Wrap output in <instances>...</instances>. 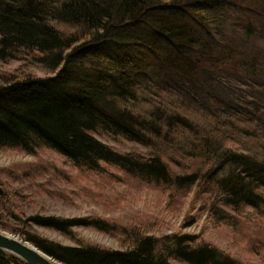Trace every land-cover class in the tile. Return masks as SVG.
I'll list each match as a JSON object with an SVG mask.
<instances>
[{
  "label": "trees",
  "instance_id": "obj_1",
  "mask_svg": "<svg viewBox=\"0 0 264 264\" xmlns=\"http://www.w3.org/2000/svg\"><path fill=\"white\" fill-rule=\"evenodd\" d=\"M10 61L22 65L0 71V150L37 157L47 149L73 174L43 160L0 169L20 187L0 179V228L53 264H251L192 235H150L155 218L126 225L17 213L20 190L32 184L65 198L54 188L65 181L106 211L126 203L114 192L120 185L154 191L171 215L191 196L213 226L229 227L232 243L262 256L264 0H0V62ZM34 226L76 245L26 229ZM77 228L111 235L122 248L84 243ZM0 264L25 263L0 251Z\"/></svg>",
  "mask_w": 264,
  "mask_h": 264
},
{
  "label": "rangeland",
  "instance_id": "obj_2",
  "mask_svg": "<svg viewBox=\"0 0 264 264\" xmlns=\"http://www.w3.org/2000/svg\"><path fill=\"white\" fill-rule=\"evenodd\" d=\"M21 62H0V71H9L14 72L17 68L21 67ZM24 71V70H23ZM35 76L47 77V73L40 69L32 68L31 70ZM97 139L108 146L114 148L115 150H119L121 152H133L137 154L148 155V151L140 146L139 144L126 142L125 140L116 138V140H112L107 136H98ZM47 161L53 162L57 167L62 168L63 170L69 171L73 174L67 166L63 163L62 157L58 156L54 152H51L47 149H41L36 156H28L19 152H4L0 150V169H8L19 167L21 164H31L36 163L38 161ZM0 179L2 182L7 184V187L10 189H19L20 187L9 181L8 177L4 173H0ZM46 177L38 178L37 182H44ZM35 185L32 184L30 189H35ZM114 192L117 194H126L127 201L122 206L120 205L118 208L110 209L109 211L104 210L102 203H95L88 198H83L76 194L75 187L67 182H55L54 188H58L63 191L66 196L65 198L58 197H49L45 193L41 194V191H31L30 189H21L20 192H23L24 199L17 201L18 209L17 213H20L21 219H27L29 217H33L34 215H38L41 217L50 216V217H63V218H87L90 216H100L105 219L112 218L114 220H121L126 225L135 224L138 220L141 219H150L155 218L160 222V225L152 232L150 235H154L157 237H161L168 234H188L194 237H197L199 240H204L205 242H209L217 248L222 249L229 256H233L242 260L244 262L261 264L264 259V251L262 256H258L254 252H246L243 247H239L236 244L232 243V233L229 227L213 226L210 221V217L206 212H203L198 208V202L192 204L193 197L189 196L184 200L182 204L183 208L181 209L179 214L171 215L167 211H163V205L165 203L164 200L154 192L150 190H129L120 185L114 186ZM50 187V189H54ZM103 195L112 194L111 190H103L100 191ZM41 194V195H40ZM250 210H245V212H249ZM185 216L192 217V222L190 224L184 225ZM25 229V228H24ZM30 232H36L43 238H46L52 242H57L63 246H75L76 243L70 241L68 238H64L62 235L52 232L46 228H40L38 226H34V228L29 229ZM0 231H3L9 235H16L21 238L20 235L9 233L0 228ZM77 232V237L82 240L84 243H91L101 248L107 250H121L122 246L120 243L113 238L111 235H107L102 232H98L92 229H83L77 228L75 231ZM22 239V238H21ZM23 240V239H22ZM26 241V240H25ZM31 244V243H30ZM53 261V260H52ZM53 263H55L53 261ZM172 264H183V263H172Z\"/></svg>",
  "mask_w": 264,
  "mask_h": 264
},
{
  "label": "water",
  "instance_id": "obj_3",
  "mask_svg": "<svg viewBox=\"0 0 264 264\" xmlns=\"http://www.w3.org/2000/svg\"><path fill=\"white\" fill-rule=\"evenodd\" d=\"M0 251L16 257L25 264H53L52 259L35 245L3 231H0Z\"/></svg>",
  "mask_w": 264,
  "mask_h": 264
}]
</instances>
